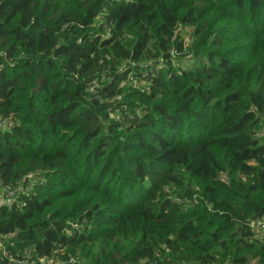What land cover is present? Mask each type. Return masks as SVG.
Here are the masks:
<instances>
[{
    "label": "trees",
    "instance_id": "obj_1",
    "mask_svg": "<svg viewBox=\"0 0 264 264\" xmlns=\"http://www.w3.org/2000/svg\"><path fill=\"white\" fill-rule=\"evenodd\" d=\"M3 119L0 264H264V0H0Z\"/></svg>",
    "mask_w": 264,
    "mask_h": 264
},
{
    "label": "built area",
    "instance_id": "obj_2",
    "mask_svg": "<svg viewBox=\"0 0 264 264\" xmlns=\"http://www.w3.org/2000/svg\"><path fill=\"white\" fill-rule=\"evenodd\" d=\"M8 120L3 119L0 122L2 124H5ZM261 137L262 141L264 142V126L262 128L261 132ZM15 187H12L8 184H4L0 181V203L2 200H9L11 197H13L16 193ZM249 227L251 228L254 236L258 239L263 240L264 239V217L262 218H255L249 222ZM4 256H7L8 261L10 264H17L16 259L11 255L8 254L7 252H3ZM85 260L80 258V259H75V258H70L68 260L69 264H84Z\"/></svg>",
    "mask_w": 264,
    "mask_h": 264
},
{
    "label": "rangeland",
    "instance_id": "obj_3",
    "mask_svg": "<svg viewBox=\"0 0 264 264\" xmlns=\"http://www.w3.org/2000/svg\"><path fill=\"white\" fill-rule=\"evenodd\" d=\"M0 124H2V123L0 122ZM20 187H21V185H19V189H20ZM19 189H17L16 192L19 191Z\"/></svg>",
    "mask_w": 264,
    "mask_h": 264
}]
</instances>
